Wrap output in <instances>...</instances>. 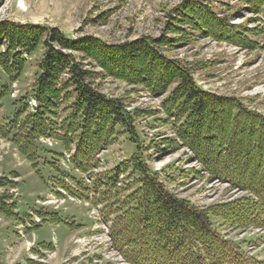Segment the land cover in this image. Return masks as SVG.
<instances>
[{
    "label": "trees",
    "instance_id": "16d2710c",
    "mask_svg": "<svg viewBox=\"0 0 264 264\" xmlns=\"http://www.w3.org/2000/svg\"><path fill=\"white\" fill-rule=\"evenodd\" d=\"M238 1L256 15L255 27L232 23L204 0H185L160 37L119 43L93 35L72 38L45 25L0 22V108L11 97L10 84L24 73L27 57L45 48L31 91L13 100L15 113L0 126V135L35 171L44 161L57 176L67 178L60 164L66 151L73 169L91 174L97 193L92 199L91 189L75 178L78 189L64 179L61 188L94 206L104 204L101 212L110 224L111 244L131 264H264L224 236L214 221L231 228H264V114L238 97L204 89L182 60L162 50L194 35L258 49V38L264 36V0ZM81 58L100 71L86 69ZM98 75L153 96L166 95L161 107L175 136L161 139L163 146L171 152L189 148L200 169L197 174L228 183L244 195L201 207L169 190L149 167L137 129V119L154 112L129 110L123 98L106 95L94 82ZM120 129L130 135L136 152L112 170L94 173L100 153L117 141ZM47 138L64 151L44 145ZM10 184L15 183L0 181V187ZM16 209L12 195L0 191V213L20 219Z\"/></svg>",
    "mask_w": 264,
    "mask_h": 264
},
{
    "label": "rangeland",
    "instance_id": "374dc122",
    "mask_svg": "<svg viewBox=\"0 0 264 264\" xmlns=\"http://www.w3.org/2000/svg\"><path fill=\"white\" fill-rule=\"evenodd\" d=\"M183 1L0 0V22L45 25L59 28L72 38L93 35L119 43L143 36L160 37L166 23L176 16L174 9ZM204 1L213 5L220 15H228L234 24L251 27L258 24L252 21L256 15L238 0ZM167 35L178 37V34ZM258 40L261 47L248 50L194 35L162 50L182 60L204 89L238 97L264 114V36ZM44 49L40 46L27 57L24 73L10 84L11 97H6L0 108V126L15 113L13 100L31 91ZM81 61L86 69L100 71L94 62L83 58ZM94 82L106 95L123 98L129 110L154 112L138 118L137 129L143 151L149 155V167L160 174L169 190L201 207L244 195L243 191L229 188L228 183L197 174L200 169L189 148L171 152L163 146L161 139L175 136L161 107L166 95L153 96L125 81L101 75ZM119 131L117 141L100 153L101 164L94 173L108 172L136 152L130 135L122 129ZM47 139L42 140L44 145L57 152L64 151L56 140ZM64 153L66 156L60 158V164L67 178L64 174L57 176L56 170L44 161L35 171L10 140L0 135V181L9 179L15 183L1 186L0 191L12 195L20 218H8L0 213V264H131L111 244L110 224L101 212L104 204L94 206L90 200L73 197L61 188L64 179L78 189L75 178L91 189L90 199L97 195L93 191L94 177L73 169L67 162L70 154ZM51 157L48 161H52ZM126 176L120 179L121 185L125 184ZM214 221L224 236L240 244L248 255L264 261V228H231L221 226L220 220Z\"/></svg>",
    "mask_w": 264,
    "mask_h": 264
}]
</instances>
